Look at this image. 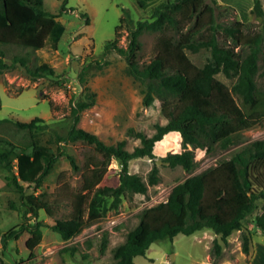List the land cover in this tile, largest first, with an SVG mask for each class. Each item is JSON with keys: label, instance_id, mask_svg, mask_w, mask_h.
I'll return each mask as SVG.
<instances>
[{"label": "trees", "instance_id": "1", "mask_svg": "<svg viewBox=\"0 0 264 264\" xmlns=\"http://www.w3.org/2000/svg\"><path fill=\"white\" fill-rule=\"evenodd\" d=\"M222 7L225 12L233 9L216 0H163L148 18L136 21L127 9L122 10L114 36L106 41L103 52L113 49L124 57L126 72L141 85L143 104L160 100V110L166 118L164 124L155 125L151 135L129 130L140 139L131 150L126 148L124 139L106 143L77 125L80 113L96 101V93L87 82L90 70L103 66L98 60L84 64L77 73L81 93L69 98L70 122L65 133L52 131V141L57 145L55 150L35 138L38 131L48 125L42 118L14 122L30 131L34 138L28 149L9 142L0 145V167L10 173L7 178L25 198L31 215L37 216L40 208L48 215L52 214L47 200L39 194L24 193L27 187L32 186L36 191L41 185L43 177L55 166L65 143L90 144L101 156V171L95 170L97 174L88 182L87 189L70 195L69 217L57 219L52 226L62 239L67 240L76 235L86 221H94L109 209L118 208L126 193L143 194L148 185L158 182L156 165L145 180L128 170V162L136 157H153L155 143L165 134L179 132L184 148L167 153L161 160L171 167L181 166L189 171L195 165V159L188 145L206 152L214 151L216 146L227 149L241 142L242 131L262 120L264 112L260 107L264 90L259 89L256 76L264 75V69L259 72L258 65L264 45V24L263 30L249 33L245 30L247 22L236 18L220 20ZM252 11L264 18L260 0H253ZM57 17L58 14L44 7L43 0H0V45H18L33 50L48 45L55 50L65 29ZM120 29L127 31L125 47L118 44L120 34L117 30ZM144 32L158 33L153 55L147 62L139 59L140 36ZM185 49L192 52L207 49L209 56L198 66ZM16 63L25 66L32 79L53 73L45 64L30 68L19 56L8 64L0 50V73ZM220 71L229 78L235 77L230 86L215 77ZM48 103L51 107V101ZM5 121L10 119H0V123ZM68 158L76 166L73 158ZM111 159H117L121 164L116 183L100 184ZM263 164L264 138H259L242 144L228 158L219 160L210 170L213 180L209 184L201 173L179 181L164 201L140 210L137 224L127 232L124 241L113 248V261L106 264H134L133 258L143 255L153 241L172 239L179 233L192 234L203 228L211 229L222 243H226L233 231L242 229V219L253 208L255 200L264 197ZM254 223L264 232V208L255 215ZM42 225V221L23 222L6 234L0 230L3 246L24 230L40 234ZM241 238L242 250L247 253L250 235L241 231ZM219 239H213L214 262L221 255Z\"/></svg>", "mask_w": 264, "mask_h": 264}, {"label": "rangeland", "instance_id": "2", "mask_svg": "<svg viewBox=\"0 0 264 264\" xmlns=\"http://www.w3.org/2000/svg\"><path fill=\"white\" fill-rule=\"evenodd\" d=\"M163 0H43L44 7L56 14L65 29L57 49L48 45L40 49H30L18 45H0L4 60L10 64L15 56L24 58L27 66L33 68L45 64L53 73L46 77L32 79L25 66L16 63L0 73V119L10 121L0 123V145L7 142L17 147L29 148L31 132L18 127L15 121H29L40 117L48 124L40 129L35 138L39 143L52 149L57 145L52 141V131L65 133L69 125V98L79 96L81 86L77 73L81 67L94 60L103 63L100 69L92 68L88 75V85L96 93L95 103L80 113L77 125L96 134L106 143L124 139L126 148L132 149L140 143L132 131H142L151 135L156 124H164L166 118L160 110V100L150 105L142 102L141 85L126 72L124 57L116 50L103 52L106 41L114 36L115 26L123 9H127L134 21L148 18L155 6ZM219 4L233 7L230 11L221 10L220 20L236 18L247 22L249 33L263 30L264 18L252 11L253 0H216ZM264 10V0H260ZM62 6L65 9L62 10ZM218 10V9H217ZM118 44L127 45V31L117 30ZM157 32L141 34L142 48L139 53L141 62H147L153 55ZM190 59L198 66L203 65L209 50L192 52L185 49ZM259 72L264 69V45L258 60ZM215 77L230 86L235 77L229 78L222 71ZM259 89L264 90V75L257 74ZM51 101V107L49 106ZM264 112V101L260 107ZM264 138V117L252 128L242 131L241 142L227 149L216 146L214 151L188 145L194 152L195 165L189 171L181 166L171 167L161 157L171 152H179L184 147L179 132L165 134L154 145V156L132 158L128 170L147 179L153 165L158 168L159 180L148 185L145 193H126L118 208L109 209L100 218L87 222L70 239L64 240L53 229L57 219L70 215V195L83 192L92 180L96 169L101 171V156L92 145L74 141L62 145L55 166L43 177L36 189L31 186L24 194H39L47 200L51 215L43 208L37 216L26 205L25 198L7 177L10 173L0 167V230L6 234L19 228L23 222L34 224L42 221L40 234L22 231L17 238L9 239L6 246L0 236V264H106L113 261V248L123 242L127 232L138 222V213L144 207L164 201L171 188L188 176L201 173L205 182L212 180L211 168L221 159L228 158L242 144L254 139ZM68 156L74 160L73 166ZM264 165V164H263ZM121 164L111 159L105 168L100 184L114 185ZM264 208V197L254 202L253 208L242 219V229L233 231L222 243L211 229L203 228L192 234L179 233L172 239L153 241L143 255L133 258L134 264H264V232L255 226L254 218ZM86 213L84 218H86ZM241 231L250 235L249 251L242 250ZM222 244L221 255L216 258L213 239ZM72 248L65 250L64 248Z\"/></svg>", "mask_w": 264, "mask_h": 264}]
</instances>
